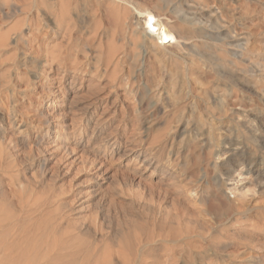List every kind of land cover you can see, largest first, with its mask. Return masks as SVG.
I'll use <instances>...</instances> for the list:
<instances>
[{
    "label": "rangeland",
    "instance_id": "1",
    "mask_svg": "<svg viewBox=\"0 0 264 264\" xmlns=\"http://www.w3.org/2000/svg\"><path fill=\"white\" fill-rule=\"evenodd\" d=\"M38 1L0 0L14 264H84L91 241L130 263L161 232L186 239L173 264H264V0H122L124 24L117 0H70L68 36V4ZM155 241L147 262L164 264Z\"/></svg>",
    "mask_w": 264,
    "mask_h": 264
},
{
    "label": "bare ground",
    "instance_id": "2",
    "mask_svg": "<svg viewBox=\"0 0 264 264\" xmlns=\"http://www.w3.org/2000/svg\"><path fill=\"white\" fill-rule=\"evenodd\" d=\"M38 1V0H37ZM59 1H61V3H66V4H68V8L66 9V11H64L63 13H62V15L60 16V18L57 16L55 19H56V23H57V27H59L60 28V34H62V36H65V35H69V34H71L72 33V30H73V28L70 26L71 24H69L68 23V21H66V15H68V13H69V7H70V5H71V2H70V0H59ZM39 2V1H38ZM106 2V1H105ZM118 4L116 5V9H114V10H116V13H115V11H114V14H116V16H118V18H125V20L127 19V17L125 16L126 14H127V8L125 7V6H122V4H121V2L123 3V1L122 0H117L116 1ZM2 3V2H1ZM60 3V4H61ZM205 3H207V2H205ZM18 4H20V2L18 3ZM26 4V6L27 7H30V8H32L33 6H35V4H37L36 3V0H27V2L25 3ZM40 4V3H39ZM43 4V3H42ZM52 4V3H51ZM58 4V3H57ZM9 5V4H8ZM22 6V5H21ZM25 6V5H24ZM63 6V5H62ZM39 7V6H38ZM72 7V6H71ZM115 7V6H114ZM14 8V7H13ZM24 8V7H23ZM61 8V7H60ZM27 9H29V8H27ZM56 10V9H55ZM60 10V9H59ZM61 10H63V9H61ZM60 10V11H61ZM65 10V9H64ZM70 10H71V8H70ZM111 10V9H110ZM59 11V14L62 12H60ZM109 11V10H108ZM25 12V11H24ZM39 12V11H38ZM42 12V11H41ZM111 12V11H110ZM109 12V13H110ZM22 13V12H21ZM25 13H27V12H25ZM30 13H32V12H30ZM58 13V12H57ZM129 13V12H128ZM111 14V13H110ZM127 16H130V15H127ZM146 17H147V21H146V23L148 24V29L152 32L153 30H154V28H158L157 30H158V34H157V41H159L160 43H166L168 40H169V37L171 36V33L169 32V30H167V28L165 27V25L164 24H162L161 22L158 24H156L155 25V23H154V19H153V17L152 16H147V15H145ZM55 17V16H54ZM81 17V16H80ZM68 18H69V16H68ZM70 19V18H69ZM119 19V20H120ZM28 20V19H27ZM22 21V20H21ZM124 21V20H123ZM23 22V21H22ZM55 22V21H54ZM121 22H122V19H121ZM123 23V22H122ZM23 24V23H22ZM27 24V23H26ZM121 24V23H120ZM124 24V23H123ZM122 25V24H121ZM22 26V25H21ZM74 26V25H73ZM97 28V27H96ZM75 29V28H74ZM15 30V29H14ZM59 30V29H58ZM57 30V31H58ZM94 30V29H93ZM95 31H98V30H95ZM156 32V31H155ZM98 33V32H97ZM95 35H96V33H95ZM33 36V35H32ZM63 38V37H62ZM67 38V37H66ZM26 39H28V38H26ZM64 41V40H63ZM158 42V43H159ZM61 45H62V43H61ZM61 45H59V46H61ZM58 46V47H59ZM160 46V45H159ZM63 49V48H62ZM59 50V49H58ZM64 50V49H63ZM56 51V50H55ZM57 52V51H56ZM110 52V51H109ZM113 52H116V51H113ZM58 53H59V51H58ZM56 55V54H55ZM222 55V54H221ZM54 57V56H53ZM56 57V56H55ZM113 57V56H112ZM204 57V56H203ZM204 58H206V57H204ZM110 59V58H109ZM209 62H212L213 60H214V58H212V57H207L206 58ZM65 61V60H64ZM111 60H109V62H110ZM114 61V60H113ZM205 61V60H204ZM112 63V62H111ZM118 63V62H117ZM65 64V63H64ZM108 64V63H107ZM109 65V64H108ZM118 65V64H117ZM209 65V64H208ZM117 68H115V70H116ZM109 70V69H108ZM106 73V72H105ZM113 73V72H112ZM115 74V73H114ZM176 74V73H175ZM174 74V75H175ZM219 75V74H218ZM227 75V74H226ZM115 76V75H114ZM233 76V75H232ZM113 78V77H112ZM152 78V77H151ZM209 78V77H208ZM111 79V78H110ZM154 81V80H153ZM111 82V81H110ZM120 83V82H119ZM155 83V82H154ZM237 83V82H236ZM153 86V85H152ZM206 86V85H205ZM210 86V85H209ZM208 86V87H209ZM151 87V86H150ZM207 87V86H206ZM204 89H206V88H204ZM211 90V89H210ZM213 92V91H212ZM201 97V96H200ZM209 102V101H208ZM177 108V107H176ZM199 108V107H198ZM178 109V108H177ZM203 109V108H202ZM208 110V109H207ZM227 111V110H226ZM214 112V111H213ZM224 114V113H223ZM213 115H214V113H213ZM175 117V116H174ZM221 117V116H220ZM241 126V125H240ZM245 134V133H244ZM150 158H148V157H146V161L147 160H149ZM152 162V161H151ZM9 167V166H8ZM6 169V168H5ZM11 170V169H10ZM10 172V171H9ZM4 174V173H3ZM10 175V174H9ZM10 177V176H9ZM12 177V176H11ZM18 178V177H17ZM13 180H14V178H13ZM17 180V179H16ZM20 181V180H19ZM2 182V181H1ZM18 183V182H17ZM20 183V182H19ZM23 184V183H22ZM20 202H22V200L20 201ZM23 203V202H22ZM24 204V203H23ZM22 204V210L23 211H26V204L25 205H23ZM8 206V205H7ZM29 206V205H28ZM0 209H2V207H1V205H0ZM19 209H21V208H19ZM5 211V209H2V211H0V229H1V231L3 230V232H0V264H14L15 263V257L13 256V250H14V246L15 245H10L9 243L10 242H6L7 241V232H8V234H9V232L12 230H10V226H11V228H12V225L14 226V224H12V222L10 221V219H11V217L9 218V216L7 215L8 213H7V211ZM15 210V209H14ZM17 211V210H16ZM20 211V210H19ZM36 211V210H35ZM199 211V210H198ZM22 212V211H21ZM34 211H32V213H33ZM201 212V211H200ZM204 212V211H203ZM11 215H12V213H10ZM13 214L15 215V212H13ZM18 214H19V212H18ZM18 214H16L17 216H18ZM22 214V213H21ZM20 214V216H22ZM28 215V214H27ZM31 215V214H30ZM200 217V216H199ZM259 217V216H258ZM12 220H14V222H15V219H17L16 218V216H12ZM15 218V219H14ZM23 218V217H22ZM27 217H24L23 219H26ZM257 218V217H256ZM19 219V218H18ZM17 219V220H18ZM22 219V220H23ZM29 219V218H28ZM201 219H203V217H201ZM16 220V221H17ZM172 220V219H171ZM205 220V219H204ZM19 221H20V219H19ZM203 221V220H202ZM207 221V220H206ZM155 222V221H154ZM20 223V222H19ZM23 223V222H22ZM21 223V224H22ZM206 223V222H205ZM20 224V225H21ZM236 224V223H235ZM264 224V223H263ZM18 225V224H17ZM16 224H15V226H17ZM20 225H18V227L20 226ZM180 225V224H179ZM184 225V224H183ZM155 227V226H154ZM183 227V226H182ZM15 228H17V227H15ZM103 228V227H102ZM10 230V231H8V230ZM6 230H7V232H6ZM181 230V229H180ZM17 231H18V228H17ZM21 231H22V229H21ZM88 231V230H87ZM104 231V230H103ZM13 233H14V231H12ZM11 232V234L13 235V233ZM16 232V231H15ZM155 232V231H154ZM181 232V231H180ZM179 232V233H180ZM187 232V231H186ZM209 232V231H208ZM207 232V233H208ZM220 232V231H219ZM162 233V234H161ZM160 234H157V237L159 238V241L161 242V243H170V244H172V247H171V249L168 251L169 252V254H167L166 255V261L164 262V264H171L173 261V259L176 257V255H177V250H176V247H180V246H182L181 244L182 243H184V240H186L185 238H184V236H182L181 237V235H170V233H167V234H163V232H161ZM178 233V232H177ZM204 233V232H203ZM15 234V233H14ZM154 234V233H153ZM175 234V233H174ZM199 234V233H198ZM215 234V233H214ZM11 235V236H12ZM18 235V234H17ZM16 234H15V237L17 236ZM145 235V234H144ZM143 235V236H144ZM187 235V234H186ZM9 236V235H8ZM139 236V235H138ZM190 236V235H189ZM201 236V235H200ZM203 237L205 236L204 234L202 235ZM156 237V235L155 236H153V235H149L148 236V238L147 239H145V241H144V239H141L140 240V242L138 243V245H137V251L136 252H138V253H134V255L135 256H132L133 257V259H132V262H130L129 260V262L130 263H127L126 261H125V259H130V256L128 257V258H125L124 259V261L123 262H120V261H118L116 258H115V256L114 255H112V254H110V255H108V253H107V250L106 249H108V246L107 245H104V244H99V245H101V246H96V245H98V244H93L92 243V241L91 242H88L87 243V249L85 250V251H87V254H85L86 255V259L84 260V264H152V263H149V262H147V259L149 260V256L146 254V253H144V248L146 247V246H148V244L151 242H157V241H155V238H157ZM181 237V238H180ZM202 237V238H203ZM207 237V236H206ZM205 237V238H206ZM12 238V237H11ZM18 238V237H17ZM19 238H21V237H19ZM142 238V237H141ZM204 238V239H205ZM6 239V240H5ZM8 239H9V237H8ZM13 239V238H12ZM16 239V238H15ZM88 239V238H87ZM209 239V238H208ZM103 240V239H102ZM15 241H17V240H15ZM86 241H88V240H86ZM136 241V240H135ZM191 241V240H190ZM13 242V241H12ZM137 242V241H136ZM159 242V243H160ZM16 243H18V242H16ZM100 243V242H99ZM101 243H102V241H101ZM9 244V245H8ZM12 244V243H11ZM14 244V243H13ZM104 245V246H103ZM190 245V244H189ZM18 246V245H17ZM95 246V247H94ZM186 246V245H185ZM184 246V247H185ZM21 247V246H20ZM19 247V248H20ZM127 247L128 248H126V249H128V251H130V255H132V253H131V244H129V243H127ZM215 247V246H214ZM16 248V247H15ZM106 248V249H105ZM183 248V247H182ZM17 249H18V247H17ZM105 249V250H104ZM194 250V249H193ZM199 250V249H198ZM209 250V249H208ZM17 251V250H16ZM146 251V250H145ZM163 251V250H162ZM200 251H202V250H200ZM215 251V250H214ZM127 252V251H126ZM187 252V251H186ZM192 252V251H191ZM216 252V251H215ZM21 253V252H20ZM20 253H18L19 255H20ZM14 254H15V251H14ZM17 254V255H18ZM40 254V253H39ZM120 254V253H119ZM127 254H129V253H127ZM126 254V255H127ZM21 255H23V254H21ZM37 255L38 254H36V257H37ZM67 255V254H66ZM66 255H64V254H60L59 256V258H55V260L57 259V261L59 262L60 261V263L62 262V264L64 263V261L65 260H62L64 257H66ZM121 255H123L122 253H121ZM200 255V254H199ZM16 256V255H15ZM24 256V255H23ZM23 256H21V257H23ZM39 256V255H38ZM64 256V257H63ZM123 256H125V255H123ZM17 257V256H16ZM52 257V256H51ZM56 257H58V256H56ZM61 257H63L62 259H61ZM118 257V256H117ZM126 257V256H125ZM149 257V258H148ZM46 258H48L49 259V257L47 256V257H44V260L46 259ZM53 258V257H52ZM52 258L50 259V261L52 260ZM66 258H68V256L66 257ZM121 258V257H120ZM18 259H19V257H18ZM152 259H155V256H152ZM157 260H158V258H156ZM179 259V258H178ZM204 259V258H203ZM69 260V259H68ZM35 261H36V259H35ZM38 261V260H37ZM46 261V260H45ZM53 261V260H52ZM55 262L56 264L58 263V262ZM69 261H71V260H69ZM85 261H86V263H85ZM54 262H52L53 264H55ZM155 261L153 260V263H154ZM59 263V264H60ZM65 263H68V261H66ZM71 263V262H70ZM186 263V262H185ZM35 264H36V262H35ZM45 264V263H44ZM156 264V263H155ZM173 264V263H172ZM191 264V263H190ZM192 264H193V262H192Z\"/></svg>",
    "mask_w": 264,
    "mask_h": 264
}]
</instances>
